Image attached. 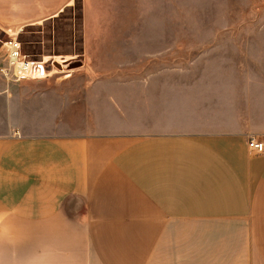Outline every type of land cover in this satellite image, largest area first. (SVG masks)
Listing matches in <instances>:
<instances>
[{
    "label": "crops",
    "instance_id": "obj_1",
    "mask_svg": "<svg viewBox=\"0 0 264 264\" xmlns=\"http://www.w3.org/2000/svg\"><path fill=\"white\" fill-rule=\"evenodd\" d=\"M76 1L0 0V29ZM79 1L87 55L130 54L125 31L165 2ZM109 66L38 93L0 67V264H264V151L249 144L264 102L245 106L244 65Z\"/></svg>",
    "mask_w": 264,
    "mask_h": 264
},
{
    "label": "rangeland",
    "instance_id": "obj_2",
    "mask_svg": "<svg viewBox=\"0 0 264 264\" xmlns=\"http://www.w3.org/2000/svg\"><path fill=\"white\" fill-rule=\"evenodd\" d=\"M162 17L147 26L131 23L123 39L130 54H84L79 0L54 20L16 31L23 53L31 60H47L53 70L44 79L22 80L32 84L21 91L38 93L57 87L70 73L90 78V72L76 69L82 65L104 70L113 65L121 76H139L153 65H244L239 89L245 106L256 94L264 102V0H165ZM10 35L0 29V67L5 65L3 42ZM254 73L259 77L249 82ZM46 79L51 83L44 85ZM251 110L252 123L264 126V103Z\"/></svg>",
    "mask_w": 264,
    "mask_h": 264
},
{
    "label": "built area",
    "instance_id": "obj_3",
    "mask_svg": "<svg viewBox=\"0 0 264 264\" xmlns=\"http://www.w3.org/2000/svg\"><path fill=\"white\" fill-rule=\"evenodd\" d=\"M5 65L1 67L4 78L8 81H22L26 79H44L51 74V67L45 61L31 60L23 53L22 42L12 34L3 42ZM250 146L259 152L264 151V142L252 137Z\"/></svg>",
    "mask_w": 264,
    "mask_h": 264
},
{
    "label": "water",
    "instance_id": "obj_4",
    "mask_svg": "<svg viewBox=\"0 0 264 264\" xmlns=\"http://www.w3.org/2000/svg\"><path fill=\"white\" fill-rule=\"evenodd\" d=\"M57 67H59V68H60V67H61V65L57 63Z\"/></svg>",
    "mask_w": 264,
    "mask_h": 264
},
{
    "label": "bare ground",
    "instance_id": "obj_5",
    "mask_svg": "<svg viewBox=\"0 0 264 264\" xmlns=\"http://www.w3.org/2000/svg\"><path fill=\"white\" fill-rule=\"evenodd\" d=\"M45 61H47V60H45Z\"/></svg>",
    "mask_w": 264,
    "mask_h": 264
}]
</instances>
